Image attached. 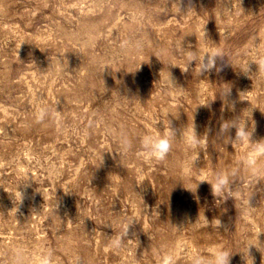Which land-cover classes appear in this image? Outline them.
Instances as JSON below:
<instances>
[{
	"label": "rangeland",
	"instance_id": "obj_1",
	"mask_svg": "<svg viewBox=\"0 0 264 264\" xmlns=\"http://www.w3.org/2000/svg\"><path fill=\"white\" fill-rule=\"evenodd\" d=\"M126 40L142 49L125 51ZM209 51L244 67L264 60V0H0V264L14 247L50 252V264H190L210 246L226 248L229 264H264V179L245 224L239 199L190 178L235 171L252 154L217 139L224 121L246 112L253 142L264 140V79L249 74L259 66L246 73L225 55L199 77L196 60L183 70L180 52ZM169 72L179 89L165 93ZM37 107L55 120L36 124ZM187 125L200 146L181 142ZM108 129L128 133L124 160ZM164 131L175 134L166 160L140 158L139 138Z\"/></svg>",
	"mask_w": 264,
	"mask_h": 264
},
{
	"label": "clouds",
	"instance_id": "obj_2",
	"mask_svg": "<svg viewBox=\"0 0 264 264\" xmlns=\"http://www.w3.org/2000/svg\"><path fill=\"white\" fill-rule=\"evenodd\" d=\"M231 11L232 9L224 8L225 14H228ZM121 47L125 51H127V49L130 47H135L136 49L141 50L142 44L140 42H136L135 44H132L131 41L126 40ZM179 54L187 64L186 69L182 68L184 71L188 70V66L191 61L196 60L198 62L196 68L194 69L195 75L197 77H199L202 72L214 68L216 66L217 57L223 58L225 55H227L230 58V56L223 51H209L204 53L203 56H199V55L188 56L184 52H180ZM230 61L233 65L238 66L242 71L246 73H249V63L255 62L259 66V69L256 73L254 74L249 73V74L252 77L255 75L258 78L264 79V60H261L259 57L255 59H250L246 67L234 64L231 58ZM104 64H108V63H104ZM168 64L179 65L177 63L172 62L171 56H169ZM217 70L219 71V69ZM159 85L161 90L165 93H168L171 89L174 88L179 89V87L175 85L170 72L167 78H163L161 73V79L159 81ZM217 93H219L220 96L227 103V97L231 93V86L228 84H224L218 87L216 94ZM242 94H246V93L240 94L241 99H244L242 98ZM248 117L249 116L246 115V112H244L241 116L237 118H234L229 121H224L221 125L220 132L217 134V139H223V142L225 144L231 143L234 146L235 150H236L235 146L245 144L246 142L248 143L250 153L252 154H245L240 158V160L238 161L240 167L235 171H231V172L225 171L224 169H217L216 171L211 173V177H212L211 179L199 180L195 176L190 177L191 179L196 180V183L200 181L210 182L212 185L213 192L217 197L226 198L227 195H233L236 197L237 200L239 199L240 207L238 208V220H240L245 224L252 223L250 217L253 215V212L256 209L250 205L252 188L255 186L258 180L264 179V163H261L256 158V156L253 155L255 153H258L260 156H264V140L253 142L252 130L249 129L247 126ZM53 120H55V115L50 109H48L47 107H37L36 115L34 118V122L36 124L45 126L50 121ZM233 127L236 128V135L234 139L230 135H228L229 130ZM108 133L109 135L112 136L113 143L120 152L121 156L123 157V160L127 158L133 148V144L128 136V133L123 129L118 131L113 129H108ZM174 136H170L167 131H164L159 135H154V134L142 135L139 138L140 151L138 153V156L146 160L150 159V160H155L157 162L165 161L168 155L170 154V152L172 151ZM203 138L204 137L197 136L194 126L191 129H189L187 125L183 130V134L180 137V140L188 148H192L193 146H200L198 144V141ZM49 171L50 174H52L55 170L50 169ZM21 177H25V176L22 175ZM237 179H239L242 183L235 191H233L231 188V184L233 181ZM181 180L183 181V179ZM245 181H248L247 185H245ZM236 191H243V196L238 198L236 195H234ZM10 193L14 194V198L17 202L21 201L23 198L22 192L19 191L18 188L15 192H10ZM217 220L218 223L216 222ZM132 222L127 224L125 230L123 231L122 235L119 238H117L114 241H111L115 249H119L121 247V243L123 241L122 238L127 235L129 225ZM220 224L221 221L219 219H216L213 222V226L216 228L219 227ZM260 233L258 234L253 233V235L259 236ZM252 245H256V244L254 243L247 244V252L249 250V247ZM206 253L208 257L207 259L201 258L199 255L193 254L190 259V264H229L230 253L227 251L226 248L222 246H210L208 249H206ZM8 259H9V264H31L32 261H36V264H50L51 253L42 252L38 254H32L30 256L28 253H26L24 249L14 247L10 249L8 254Z\"/></svg>",
	"mask_w": 264,
	"mask_h": 264
}]
</instances>
